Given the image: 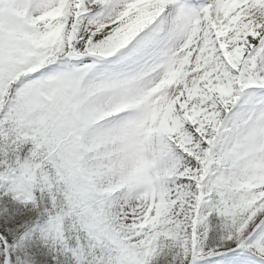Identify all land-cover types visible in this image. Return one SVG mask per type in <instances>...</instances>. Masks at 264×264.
Masks as SVG:
<instances>
[{
  "label": "snow or ice",
  "instance_id": "1",
  "mask_svg": "<svg viewBox=\"0 0 264 264\" xmlns=\"http://www.w3.org/2000/svg\"><path fill=\"white\" fill-rule=\"evenodd\" d=\"M0 264H264V0H0Z\"/></svg>",
  "mask_w": 264,
  "mask_h": 264
}]
</instances>
